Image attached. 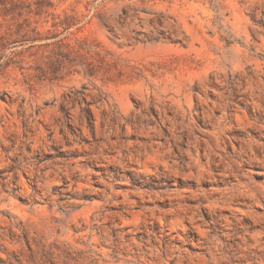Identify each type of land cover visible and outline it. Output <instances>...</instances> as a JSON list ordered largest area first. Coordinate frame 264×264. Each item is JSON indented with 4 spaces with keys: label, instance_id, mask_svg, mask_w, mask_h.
I'll list each match as a JSON object with an SVG mask.
<instances>
[{
    "label": "rangeland",
    "instance_id": "rangeland-1",
    "mask_svg": "<svg viewBox=\"0 0 264 264\" xmlns=\"http://www.w3.org/2000/svg\"><path fill=\"white\" fill-rule=\"evenodd\" d=\"M0 264H264V0H0Z\"/></svg>",
    "mask_w": 264,
    "mask_h": 264
}]
</instances>
